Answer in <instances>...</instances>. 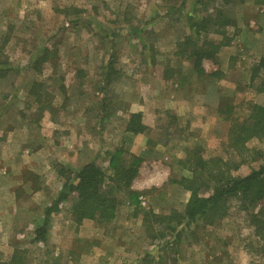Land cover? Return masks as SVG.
<instances>
[{"label": "rangeland", "instance_id": "1", "mask_svg": "<svg viewBox=\"0 0 264 264\" xmlns=\"http://www.w3.org/2000/svg\"><path fill=\"white\" fill-rule=\"evenodd\" d=\"M206 14H222L231 22L226 28L228 44L237 36L238 44L241 37L248 38L243 33L246 23L255 21L264 29V0H0V230L12 226L14 197L17 210L8 245L0 238V261L24 250L32 264H264L251 218L236 201L228 203L225 213L208 211L180 224L161 218L185 209L187 193L176 181L191 177L188 166H182L189 145L197 143L193 150H199L204 160H239L228 147L230 124L246 118L250 105L264 107V94L255 91L264 80V69L250 81L251 68L260 61L252 51H264L261 43L248 49L249 59L221 48L216 60L203 63L212 72L218 66L213 80L220 82L218 92L224 96L218 116L215 109L207 112L209 131L200 133L187 117L179 120L169 110L142 119L148 128L144 134L151 138L148 162L159 160L162 167L157 174L145 171L138 178L139 190H134L139 193L138 206H129L116 193L119 207L114 219L76 224L68 218L75 195L67 193L49 218L45 239H37L35 233L43 225L45 208L55 202L63 185L75 182L76 160L85 161L98 152L97 144L88 146L91 136H98L106 150L95 161L110 175L104 162L116 147L125 149L123 130L132 114L128 90L131 81L143 74L146 61L154 64L152 72L158 79L187 77L182 89L178 85L180 91L211 85L210 78L191 70L188 61L194 64V59L175 56L177 42L191 35L189 19ZM191 38L197 43L196 37ZM209 40L220 39L209 35ZM44 52L47 62L41 64ZM110 59L115 61L116 82L106 86L102 74ZM33 81L46 87L29 94ZM154 86L156 91L163 88ZM146 90L154 94L151 87ZM40 92L45 99L53 98L51 113L36 104ZM51 143L58 146L51 150L55 155L47 150ZM69 144H74L72 149ZM76 145H81L78 157L71 156ZM246 148L249 161L231 171L234 176H246L264 165V138L250 140ZM69 155L76 164L63 165L60 175L54 164ZM152 178L157 187L150 185ZM199 191L204 197L211 194L203 187ZM258 208H264V198Z\"/></svg>", "mask_w": 264, "mask_h": 264}, {"label": "trees", "instance_id": "2", "mask_svg": "<svg viewBox=\"0 0 264 264\" xmlns=\"http://www.w3.org/2000/svg\"><path fill=\"white\" fill-rule=\"evenodd\" d=\"M185 1L187 0H181L183 3ZM221 15L206 14L201 16L199 20L188 18L191 35L186 36L183 43L177 42L176 55L186 60L194 59V69L197 73H202L201 62L203 59L216 60L219 50L229 45L230 38L227 37L226 28L230 27L231 22ZM209 35H218L221 37V41L215 43L209 40ZM193 36L196 37L197 43L191 42ZM186 46H189L190 49L186 50ZM46 57L47 53L44 52L40 59L41 64L47 62ZM261 69H264V58L252 66L251 82L259 75ZM103 70V82L106 86H110L116 80L113 78V75L117 74L115 61L110 59ZM1 76L3 75L0 74ZM30 86L29 94L31 91H35L36 87L41 89L46 87L35 81ZM103 90L104 88H102ZM255 91L257 94H264V80H259ZM35 100L42 110L47 109L51 113L53 98L45 99L44 92L43 94L40 92ZM250 107L246 118L235 120L233 124H230L232 129L229 132L228 147L234 153L235 158H239V160H224L220 157L204 160L201 158L202 156L200 157L199 150L197 152L193 150L197 144L186 149L185 151L189 156L187 161L182 162V166H188L191 177L174 180V182L176 181L178 185L188 191L190 198L184 211H173L169 216L161 218L180 224L185 220L193 221L204 217L208 211L212 212L211 215H216L219 210L223 209L225 213L228 203L236 201L240 211L251 218L254 235L261 242V250L264 252V208H258L259 203L264 198V165L243 177L234 176L231 173L249 161L250 151L246 148L247 142L252 139L261 140L264 138V107L258 104L250 105ZM142 119L141 113H132L126 124L125 132L129 134L145 133L148 128ZM202 149L201 146V152ZM107 155L109 159L108 173L110 175H107L106 171L94 163L85 165L76 172L74 174L75 182L65 183L56 201L45 208L43 225L37 228L35 232L37 239H45L44 235L47 232L49 218L51 214L56 212L59 203L65 200L67 193L75 195L74 203L70 209V217L72 222L76 224H80L83 220H92L102 224L114 219L119 207L114 197L116 193L117 195L122 194L129 206L136 207L139 205V193L132 191L130 187L138 174L143 159L130 154L122 147H116L113 152H108ZM55 169H57V173L63 175L62 165L57 164ZM201 187L209 190L211 194L207 197L201 196L199 191ZM0 264L32 263L26 259L24 250H15L10 260L0 261Z\"/></svg>", "mask_w": 264, "mask_h": 264}, {"label": "crops", "instance_id": "3", "mask_svg": "<svg viewBox=\"0 0 264 264\" xmlns=\"http://www.w3.org/2000/svg\"><path fill=\"white\" fill-rule=\"evenodd\" d=\"M247 24L248 23H246V25ZM246 25H245L246 31H243V33L245 34V36L247 35L248 37L247 39H245V37H241L240 44H238L239 42L237 43L238 41V36H237L235 39H233V41L229 45L222 47V48H228L229 51L233 52L234 54H242L245 59H249V56L251 54L249 53L248 49L250 50V48L256 46L258 43H261L262 46L264 45V29L259 28V26L256 24L255 21H251L250 24H248L247 26ZM211 36H218V35H211ZM218 37L220 40L219 41L213 40L215 43H219L221 41V37L220 36ZM255 50L257 51V48H255ZM252 53L254 55L253 58H255L256 61H258L257 59L259 60L261 59L264 51L257 52L259 55H256L257 53H254V50L252 51ZM206 61L211 62L212 60H209L206 58L202 60L201 62L202 74L203 76H207V78H210L209 80H212L211 85L209 86V84H207L205 88L203 86H200V88H197V86H195V88H191L188 92L180 91L183 88V82H184L183 78L187 80V77L186 78L183 77L175 81L172 78H171V81L169 80V78L164 80V78L160 77L158 79V76L156 77L155 73L152 72L154 64L151 61H146L145 62L146 65L144 68L145 70L143 69L145 73L143 72V74L136 76V80L131 81V89L128 90L129 96L128 95L127 96L130 102L129 103V113L130 114L131 113H141L144 119L145 117L147 118V117L154 116L155 113L158 112L159 110H169L171 113H174L175 115H177V118L179 120H181L182 117H187L189 124L193 126L194 129L198 130V128H201L200 133L204 132L205 130L209 131L208 129H210L211 126L206 124V116L208 114L207 112L209 110L213 111L212 109H215L216 111L214 110L213 113L215 114V116H218V113L223 105L224 96L221 91L218 92L217 86L219 85L220 82H218L217 79L213 80V76H216V75L218 76L216 72L218 71L217 70L218 66L217 65L215 66V69L213 70L215 72H212L211 70L209 71L203 65V63ZM188 62L192 66L191 70H194V64L191 61H188ZM189 81L191 82V85H192L193 83L192 80H189ZM115 82L116 80L113 81L110 84V86ZM154 83L159 87L163 86V88H161L159 91H156V87L154 86ZM170 83L171 84L175 83L174 88H172L171 90L167 89V85H169ZM178 85L181 89L178 88ZM148 87H151L154 94H150V95L147 94L149 93L146 90V88ZM197 89H200L201 91ZM99 92L102 93V90H99ZM64 129H69V128H64ZM152 129L153 128H151V130ZM123 134L125 135L123 138V141L125 142V150L128 151L130 154L143 159V162L141 164L142 166L139 168L137 177L133 180V184L131 187L132 191L134 190L137 191L139 190V188L137 187L138 178L141 179L145 175L143 174L145 171H147V174H152L157 170L156 171V174H157L160 172L159 168L162 166L159 160L158 161L149 160L151 162H148V159H149L148 156H149V152L151 149V147H149V140L151 139L149 135L147 136L144 133L143 134H129V133H126L124 130H123ZM174 141L175 143H179L178 139ZM78 143L80 144V141ZM90 143H91V146H90ZM92 144L98 145V150H97L98 152L96 153V155H98L99 153L105 155L106 150L101 145V140L99 139L98 136H91V140L88 142V146L91 149H92ZM73 145L74 144H69V148L72 149ZM81 145L80 146L78 145L79 148H77V145H76L77 151L73 150V154L71 156H77V157L81 156V148H80ZM157 146L159 147L158 144H155V147ZM189 148H191L190 145H189ZM57 149H58V146L53 145L51 143L50 148H48L47 150H49L51 154L55 155L56 152L52 153L51 150L57 151ZM43 150L44 149L42 148L39 150V152ZM96 155H95V152H93L92 156L85 161L76 160L77 164H79V167H76L77 169L75 170V173L78 172L80 169H82V167L90 163H94L98 165L96 163L97 161H95ZM71 158L72 157H70L69 155L67 158L64 157V158L57 159L56 164H54V166H56L57 164H60L63 166V165L68 164V162L72 164H76L74 159L73 158L71 159ZM105 162H104V165L105 164L107 165V170H108L109 160H106ZM144 164H148L146 170L145 168H143ZM148 181H150L151 183L150 185L152 186L154 185L156 187L158 186L157 184L153 183V181H155L154 178ZM184 191L185 193H187L185 194L187 195V199L185 201V205H186L190 198V193L186 190ZM15 200L16 198L14 197L13 198V209H11L12 226L6 229V227L3 225L2 229L0 230V238L3 241L5 240V243L7 245H8V237L12 234V230H13V228L11 227H13L14 220L16 219L15 215H16L17 210L14 205ZM68 218L71 220L70 210H69Z\"/></svg>", "mask_w": 264, "mask_h": 264}]
</instances>
